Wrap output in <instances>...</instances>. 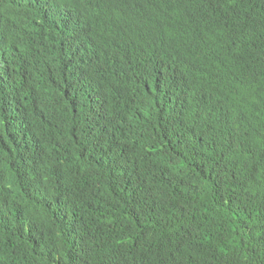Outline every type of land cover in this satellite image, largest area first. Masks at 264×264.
Wrapping results in <instances>:
<instances>
[{"label":"trees","instance_id":"16d2710c","mask_svg":"<svg viewBox=\"0 0 264 264\" xmlns=\"http://www.w3.org/2000/svg\"><path fill=\"white\" fill-rule=\"evenodd\" d=\"M77 1L0 0V264H264V0Z\"/></svg>","mask_w":264,"mask_h":264},{"label":"clouds","instance_id":"9594fccd","mask_svg":"<svg viewBox=\"0 0 264 264\" xmlns=\"http://www.w3.org/2000/svg\"><path fill=\"white\" fill-rule=\"evenodd\" d=\"M93 6V0H78L71 9L67 19L68 22L64 20L60 24L62 32L59 34L58 39L64 59L70 64L74 65L79 60L78 56L70 52V49L76 47L77 43L82 41L79 24L84 20L97 16V12L91 9ZM30 22L31 15L21 9H13L11 13L0 16V70L6 76L4 84L0 82V92L10 98L17 95L24 79L37 71L33 59L26 65L20 62L19 48L22 30L28 29ZM85 53L86 51L82 50V56ZM0 117L6 123L11 119L10 108L1 101Z\"/></svg>","mask_w":264,"mask_h":264}]
</instances>
